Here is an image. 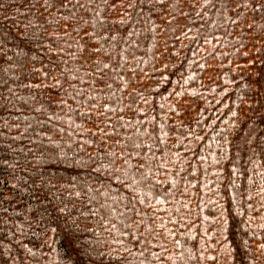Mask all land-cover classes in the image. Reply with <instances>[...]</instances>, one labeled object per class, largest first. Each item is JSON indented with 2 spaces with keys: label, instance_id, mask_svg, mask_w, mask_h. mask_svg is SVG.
I'll return each instance as SVG.
<instances>
[{
  "label": "trees",
  "instance_id": "1",
  "mask_svg": "<svg viewBox=\"0 0 264 264\" xmlns=\"http://www.w3.org/2000/svg\"><path fill=\"white\" fill-rule=\"evenodd\" d=\"M0 264H264V0H0Z\"/></svg>",
  "mask_w": 264,
  "mask_h": 264
}]
</instances>
